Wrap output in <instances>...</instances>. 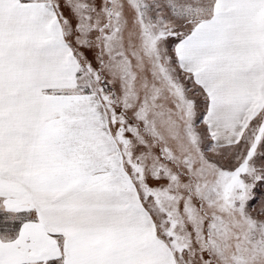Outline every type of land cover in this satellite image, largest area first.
I'll return each instance as SVG.
<instances>
[{"label": "snow or ice", "instance_id": "snow-or-ice-1", "mask_svg": "<svg viewBox=\"0 0 264 264\" xmlns=\"http://www.w3.org/2000/svg\"><path fill=\"white\" fill-rule=\"evenodd\" d=\"M0 264H264V0H0Z\"/></svg>", "mask_w": 264, "mask_h": 264}]
</instances>
